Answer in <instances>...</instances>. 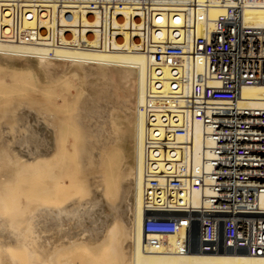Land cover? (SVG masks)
Wrapping results in <instances>:
<instances>
[{
    "label": "built area",
    "instance_id": "obj_1",
    "mask_svg": "<svg viewBox=\"0 0 264 264\" xmlns=\"http://www.w3.org/2000/svg\"><path fill=\"white\" fill-rule=\"evenodd\" d=\"M247 9L264 0H0V43L147 59L142 208L163 222L148 225L145 254L264 257V109L237 105L264 86V28L243 25Z\"/></svg>",
    "mask_w": 264,
    "mask_h": 264
},
{
    "label": "bare ground",
    "instance_id": "obj_2",
    "mask_svg": "<svg viewBox=\"0 0 264 264\" xmlns=\"http://www.w3.org/2000/svg\"><path fill=\"white\" fill-rule=\"evenodd\" d=\"M221 13H222V9L216 8V9L210 10L208 12V16L210 18H214ZM242 23L244 26L250 27V28H264V9H247V10H245L243 12V15H242ZM0 58H6L9 60H14V59L25 60V61L28 59L29 60H35L37 63V65H36L37 69L40 70L46 76V78L48 80L55 83L52 86L56 87L55 90H57V91H55V93L57 92V94L55 95L56 97L54 95H53V97H55L56 100L57 99L60 100V104L58 103L59 105L65 103L66 100H67V102L70 101L69 98L71 95V90L73 88L72 84L70 83V79L74 76L79 75L78 73L81 72L84 76H87L91 80L92 79L96 80L97 83H95L94 85H96L98 87V91H97V95L94 96L93 99L95 98V101H97V102H105L107 105L110 106L109 108H105L108 115L112 111L116 112L115 111L116 109L114 107L115 103H118V105L120 107L119 109H121V108L125 109L128 107H133V109H134L133 112H135V119L133 122L134 123V127H133L134 128V134L132 137L133 138L132 139L133 140V147L132 148L129 147L130 149H132V162H133V164L130 165V164L125 163L126 165L124 164L125 165L124 169H122V170L120 169L121 171H120L119 175L117 173V175H115L114 178L110 177L109 170L112 166V163L114 162V158L112 159V157H111V154L113 152H111V151L113 149L115 150L117 148L118 138H116V136H115L116 134L112 138H110V137L108 139L105 138L107 140L105 141V143L103 145L102 137L99 134V139L97 142H100V143L102 142V144L99 143L101 146L98 144H94V145L99 146L100 149L102 148V150H103V148H107V149H104V150H106V153L103 157L101 169L98 170V168L96 169L97 166L95 167V164H96L95 162H97L95 160H97L98 157H97V159L92 161V163L91 162L87 163L85 161L86 163L84 165L81 164V167L82 166L84 167V168H82L83 170H82L81 175L85 171V173L88 176L93 178L92 179L93 182L90 184V187H91V185H93V189L91 190L90 194L87 191V193L89 194V196H87V197H89L87 200L77 201L76 197H73L75 199H73V198L68 199V197H67L66 198L68 200L67 202L65 201L66 199L61 200L60 197H63L65 195V194H61V193L64 192L63 190H67L68 186L66 185L62 189L59 188V190H58V186L60 187L61 184L63 185V183L66 179V178L62 179V176H67V177L69 176L70 177V174H69L70 172H68L69 175L68 174L67 175H61L62 171L65 170L66 165H63L62 162H61V164H57V163L53 162L55 165H58L57 167H60L61 165L65 166L64 169L59 168L60 170L61 169H63V170H61V173H59L58 176H54V175H56L55 170H58V172L60 170L57 169V167L55 169L54 168L55 165H52L53 163H51V165L53 166V168L55 170H52L53 172L50 171L54 175L49 176V177H50V180H52L51 177L52 178L54 177L52 181H54V179L56 178V181H55V183H53L52 187L54 189L53 191H55L54 193H56V195L59 194L60 196L58 195L59 197H57L55 194L52 195L53 192L52 193L50 192V195L56 196L58 199L60 198V200L62 202H58L56 200V202H58V204L56 206L54 205L55 207L54 208L52 207V209L50 211L48 209L47 212H44L47 216L49 215L48 217H46V215L43 213V211L40 210V208H39V211H42V213L45 215V216L42 215L43 218L46 217V220H47V221H45L46 225H49L47 230H49V228H50L49 231L52 232V233H50V235H48V237L45 236L46 239L44 241L47 242V239L50 238L49 240H52V244L49 243L50 241H48V243H49L50 247H51V245H53V247H51V248L48 247L47 249L43 248L44 252H41V253H45V250L48 251L49 254L47 256L49 257V259H50L49 261L51 262V264H88V263L89 264H98L101 260L99 261L98 259L94 258L97 254L96 255L94 254V252L96 253V251H93L92 248H98L101 246L102 243H103L102 245L104 247L105 242H107V243H105V245H110V244H108V241H110L113 237H115L114 235H116V236L118 235V234H116V232L118 231L116 229L119 228L118 225L121 227V230H122L121 232H123L124 240L127 242L126 245L128 246V251H127L128 257L127 258H129V259H128L126 264H264V257L250 256L249 254H247L245 252L218 251V252L205 253V252H198L196 250H192L188 253L179 254L174 250L175 246H173L172 244L165 246L166 249H164L163 251H157V252H153L151 254H145L142 251L141 247H142L143 238L148 234L151 235V233H152V232L148 231V225L150 223L158 224V223L163 222V220H159V221L148 220L145 217V215H147V214L144 212V210L142 208V195H141L142 153H143V144H144V135H145V121L143 118V114L140 110V107L142 106V104L144 102V87H145V78H146V70H147V59L145 58V56L143 54L138 53V52H132V51H123V52H116V53H109V54H95V53H90V52H80V51H73V50H56L52 56H49L48 50L41 48V47L19 45V44L0 43ZM24 71H26V70H23L21 72H24ZM22 75H23V73H20V71L14 70L10 77L12 78V80L14 82L18 83V82H21L22 77H23ZM82 95H83V92H82ZM93 99H91V101L94 102ZM91 101H89V102H91ZM16 102H18V101H16ZM19 102H21V101L19 100ZM77 102H78V100H77ZM93 102H91V104ZM11 104L12 103H10L9 107L11 106ZM85 104H87V103H85ZM106 104H104V105H106ZM75 105H76V102H75ZM237 105L239 107H248L250 109H257V110L264 109V86L263 85H255V86L243 87L240 90L239 97L237 98ZM84 106L85 105H83L82 108H84L86 110V108ZM92 106H93V104H92ZM94 106L96 107V106H98V104H96ZM59 108H58V111H56V114L55 115L53 114V116L51 117V119L53 121H56V124L58 123L56 126L61 124L60 122H62L63 120L65 121V118H66V117L61 115V111ZM85 110L83 112H85ZM90 110H91V112H93L92 109H90ZM90 110L88 108V111H90ZM93 110H95V109L93 108ZM99 110H95L93 114H95L96 116L99 115V113H101ZM117 111H119V110H117ZM40 112H39V115L36 113L37 116H40V114H42V115L40 117H38V119L40 118L38 121L36 118V123H35L36 126L34 127V133H31L29 136H26V140H21V139L20 140L16 139V141L14 140L15 141L14 144L15 145L17 144L18 146L20 144V146L22 147L20 149L25 148L23 146H26V145L29 147L32 146L30 150H33V152L35 151L34 160L43 159L51 151L54 152V150H56L57 153H56V155L53 154L54 155L53 158L57 159L56 162H59V160L62 159V157H64L63 156L64 155L63 150H65L66 147L64 148L60 142L58 143V146H56V143L53 145V138H54V135H56L57 133L54 134L55 130H53L52 126H50V124L47 123V121H46L48 118V116H46L47 111L43 112V113H40ZM81 112L82 111H80V113H79L80 114L79 117H82L81 114H83V112L82 113ZM43 114H45V115H43ZM75 114H73V117ZM86 114H88V113H86ZM86 114L84 113L83 116H85ZM130 114L132 115L133 113H130ZM36 115H35V117H36ZM69 115L71 116V113ZM69 115H68V117H70ZM91 115H89L90 119L92 118L91 120H94L93 116L91 117ZM110 115H112V114H110ZM131 115H130V117H131ZM76 117L77 116H75V119H76ZM89 117H86V118H89ZM118 117H119V115H118ZM84 118H83V122L84 121L86 122V120H84ZM67 119L68 118H66V121L69 123V119L68 120ZM90 119H89V123L91 121ZM127 121H129V119ZM63 122H62V124H63ZM67 122H65V123H67ZM80 123H82V122H80ZM89 123H87V124L85 123L86 124L85 127L86 126L89 127ZM91 123H92V121H91ZM110 123H111V121H110ZM54 125H55V123H54ZM83 125H82V127H83ZM111 125H112V123H111ZM115 125H116V123H115ZM58 127H56V129H58ZM85 127L80 128V129H84V130H82L83 133H84V131L89 132V134L86 133L87 135L84 133L85 137L88 135L89 136L91 135L89 137L90 138L89 141H91L93 139L95 140L94 137L96 135L93 134L92 132H90V130H88V129H87L88 130L87 131ZM65 128H67V127H65ZM111 128H110L111 132H112V130L113 131L116 130V133L119 135V133H118L119 127H115L117 129H114V127L111 126ZM68 129H67V131H69ZM96 129H97V126H96ZM92 130H94L93 127H92ZM56 132H57V130H56ZM99 132H101V131H99ZM120 133H122V131ZM60 134H61V132H60ZM24 136L25 135H23V138H24ZM21 138H22V136H21ZM60 138H61V136H60ZM81 139H83V137H81ZM84 142H85V140H84ZM120 142H118V143H120ZM65 146H67V145H65ZM200 146H201V129L199 126H196L195 127V150H196V154L199 153ZM15 147L18 148L17 146H15ZM69 147H71V146H69ZM92 149H93V147H92ZM89 150H91V149H88V151ZM118 150H119V148H118ZM23 151L25 153V149ZM95 151H96V149H95ZM90 152H89V155H90L89 157H91V155L93 154V153L90 154ZM70 154H69V156H70ZM67 155H68V153H67ZM67 155H65V156L68 157V159L73 158L72 156H71L72 158H69V156H67ZM78 157L79 156H77V158ZM78 159H80V158H78ZM78 159H77V161H78ZM40 161L43 162V160H40ZM124 161H125V159H124ZM21 163H24V162L22 161ZM45 163H46V161H44L43 163L40 162L41 165L45 164ZM67 163L70 164L69 160ZM78 163H81V161H79ZM69 164H67V167H69ZM63 166H61V167H63ZM41 167H42V169L43 168L46 169L47 165L41 166ZM67 167H66V169L68 171V169H70V168H67ZM79 168H80V166H79ZM125 168H126V170H125ZM65 171H63V172H65ZM79 172H81V171H79ZM98 173L100 174V176H97ZM45 174H41V175H45ZM73 178H75V180H76V177L73 176ZM79 179H80V177H79ZM99 179L101 180V182L103 183L105 188H107V186L109 185V182H112L114 184L113 187H115V191H116L115 192L116 201L114 203L111 204L110 203L111 201L110 202L108 201L107 197H108V195H110V193L108 194V192H104V194L107 193V195H106L107 197H105L107 200H104L102 198V196H101L102 191L98 190V187H100ZM88 180H90V178ZM49 183H51V181ZM40 185H43V184L40 183ZM45 187H46V185L42 189L45 190ZM86 188H87V186L85 187V191H86ZM51 189L46 188V193L45 192L44 193L45 194H47V192L49 193V190H51ZM56 189L58 190V192ZM106 190L107 189H105V191ZM60 191H61V193H60ZM68 191H72V193H70V194H73L74 189L73 190L68 189ZM109 192H110V190H109ZM67 194H68V192L66 191V196H67ZM70 194H69V197H70ZM113 196H112V198H113ZM109 198L111 199V197H109ZM197 200H198L197 196H194L193 197L194 203H197ZM63 201H64V203H63ZM259 203H260V206L262 208H264V195L261 196ZM42 209H43V207H42ZM42 213H39V214H42ZM42 221H41V223H42ZM172 222H173V220L167 221L165 223H167V225H171ZM0 224L2 225L1 221H0ZM3 224L6 225V223H4V222H3ZM88 225L92 226L91 228L95 234V235H93L92 238L96 239L98 242L96 247H94L92 245L88 246L87 244L84 243L85 242L84 241L85 235L83 232L78 233L77 235L79 237H76L75 227L76 228H83L82 226L85 227ZM40 228H42V227H40ZM46 228H47V226H46ZM100 228H102L103 234H105L104 237L102 235H100L102 233H99V235L97 233V232L101 231ZM85 229H87V228H85ZM97 229H100V230H97ZM114 231H115V234H113ZM121 232H119V233H121ZM121 235H122V233H121ZM100 236H101V238H100ZM3 237H5V236H3ZM15 237H17L16 234H11L10 236L8 235V238H12L11 239L12 245L13 244H19L17 246H21V248H22V246H25L24 243L22 245V243L16 242L17 240ZM109 237H112V238L109 239ZM113 239H114L113 241H115V238H113ZM161 239H168V238L165 236H161ZM78 243L81 244V246L79 245V249H81L80 251H76L78 248V245L76 246V244H78ZM111 244H112V241H111ZM121 244H123V243H121ZM121 244H120V246H121ZM126 245H124V247H126ZM8 247L10 248L11 246H8ZM44 247H46V245H44ZM74 247L76 248L75 251H74V249H75ZM121 247H123V246H121ZM9 248H8V250H12L13 247L11 249H9ZM21 248L17 249L15 247L14 249L19 250ZM6 249L7 248L5 247V250ZM105 249L108 250L107 247ZM105 249H103V250H105ZM109 249H110V247H109ZM2 250L4 251L3 248H2ZM16 252L18 253V251H16ZM77 252H81L82 255H80L81 253L77 254ZM108 252H109V250H108ZM110 252L112 255L113 251H110ZM7 253L11 254L12 251H8ZM109 253L108 254L103 253V255H105L104 256L105 259L106 258L108 259L109 256H107V255H109ZM122 254L125 255V252L121 253V255ZM42 255H44V254H42ZM111 255H110V257H111ZM30 256H32V255H30ZM44 256H43V259L45 260L46 257L44 258ZM82 256H83L82 261L77 260L78 261L77 262L75 260V259H81ZM113 256H115V255L113 254ZM89 257L90 258L92 257L91 259L94 258L95 260L93 259V260L87 261V259H89ZM97 258H98V256H97ZM107 261L108 260H105V262H103V261L102 262L106 264ZM12 263L10 262V264H12ZM44 264H47V263L45 262Z\"/></svg>",
    "mask_w": 264,
    "mask_h": 264
},
{
    "label": "rangeland",
    "instance_id": "obj_3",
    "mask_svg": "<svg viewBox=\"0 0 264 264\" xmlns=\"http://www.w3.org/2000/svg\"><path fill=\"white\" fill-rule=\"evenodd\" d=\"M36 65H37V63L35 60H29L28 59L25 61V60H16V59L9 60L6 58H0V221L3 225L2 226L0 224V233H1L0 234V259H1L0 264H6V263L10 264V262L11 263L13 262L12 264H19V263L20 264H44L45 262L47 264H51V262L49 261L50 259L47 256L49 254L48 251L45 250V253H41V252H44L43 248L47 249L48 247L49 248L53 247V245H51V247L49 245V243L52 244V240H49L50 238L47 239V242L44 241L46 239V237H48V235H50V233H52L51 231H49L50 228H49V230H47L49 225H46L45 221H47L46 217H48L49 215L47 216L44 212H47L48 209L50 211L52 209V207L54 208L58 204V202H62L61 200L62 199L65 200L67 197H68V199L76 197L77 201H85L89 198L87 196H89V194L91 193V190L93 189V185H91V187H90V184L93 182V180H92L93 178L88 176L85 173V171L81 175L82 170H83L82 168H84L83 166L81 167V164L84 165L86 162L92 163V161H94L98 157V159L95 160V161H97V162H95L96 164L95 163L94 164H95V167L97 166L96 169L98 168V170H100L102 167L103 157L106 153V150H104V149H107V148H103V150H102V148L100 149L99 146H96L94 144L100 145L103 142V145H104L105 141L109 137L112 138L115 134H116L115 135L116 138H118L117 148L115 150L113 149L111 151V152H113L111 154V157H112V159L114 158V162L112 163V166L109 170L110 177L114 178V176L117 175V173L119 175L120 171L122 169H124L126 164H130V165L133 164V162H132V149H130L133 147V140H132L133 138L132 137L134 134V128H133L134 123L133 122L135 119V112H133L134 111L133 107H128L125 109L124 108L119 109L120 107H119L118 103H115L114 107L116 109L115 110L116 112L112 111L110 113L112 115H110V114L108 115L105 108H109L110 106L107 105L105 102H97V101H95V98L93 99V97L97 95V91H98V87L96 85H94L95 83H97L96 80L95 79L91 80L87 76H84L81 72L78 73L79 75L74 76L70 79V83L73 86V88L71 90V95L69 98L70 101L67 102V100H66L65 103L59 105L60 100L57 99L58 100L57 101L55 98L56 97L55 95L57 94V92L55 93V91H57V90H55L56 87L52 86L55 83L48 80L46 78V76L40 70L37 69ZM14 70H17V71H20V73H23V75H22L23 77H22L21 82L16 83L10 77ZM23 70H26V71L21 72ZM82 92H83L84 96L82 95ZM53 95L55 97H53ZM90 98L93 99L94 102L91 101ZM76 99L78 100V102ZM19 100L21 102H19ZM16 101H18V102H16ZM89 101L93 102L92 103L93 106H92L91 102H89ZM75 102H76V105H75ZM84 102L87 104H85ZM10 103H12V104L9 107ZM96 104H98V106L95 107L94 105H96ZM104 104H106V105H104ZM83 105H85L84 107L86 108V110L84 108H82ZM58 108L61 111V115L69 119V123H68L66 121V118H65V121L64 120H63L64 122L62 121L64 125L62 124V122H60L61 124L58 125L59 127L56 126L58 123L56 124V121H53L51 119L53 114L55 115L56 111H58ZM88 108H89V110L92 109L93 112H91V110L88 111ZM93 108L95 110L100 109L99 110L101 112V113H99L100 116L99 115L96 116L95 114H93L95 111V110H93ZM84 110H85V112H83ZM117 110H119V111H117ZM38 111L40 113L47 111L46 116H48V118L46 121H47V123L50 124V126H52L53 130H55L54 134L57 133L56 135H54L53 145L56 143V146H58V143L60 142L64 148L66 147L65 148L66 151L63 150L64 151V153H63L64 157H62V159L59 160L60 163L56 162L57 159L53 158L54 157L53 154L56 155V153H57L56 150H54L55 153L51 151L43 159L34 160L35 151L33 152V150H30L32 146L29 147L26 145V146H23L25 148L20 149V148H22L20 146V144H19V146L17 144L16 145L14 144L16 139L26 140V136H29L31 133H34V127L36 126L35 125L36 118L38 121L40 119V118L38 119V117H40L42 115V114H40V116H37L36 113ZM80 111L83 112V114H81L82 117H79ZM39 112L37 113L38 115H39ZM70 113H71V116L69 115ZM84 113L85 114L88 113L89 115L92 114L91 117L93 116L94 120H91L92 118L90 119L88 114L83 116ZM130 113H133V114L131 115ZM73 114H75L74 117H73ZM117 114L119 115V117ZM35 115H36V117H35ZM43 115H45V114H43ZM68 115L70 117H68ZM130 115H131V117H130ZM75 116H77L76 119H75ZM84 117L85 118L89 117V118L85 119ZM83 118H84V120H86V122L85 121L83 122ZM127 118L129 119V121H127L128 120ZM89 119L92 121V123H91V121L89 123ZM110 121H111L112 125H111ZM65 122H67V123H65ZM80 122H82L84 125ZM54 123H55V125H54ZM85 123L86 124L89 123V127L88 126L85 127V125H86ZM115 123H116V125H115ZM81 124L83 125V127ZM64 126L67 128H65ZM96 126H97V129H96ZM111 126L114 127V129H117L115 127H119L118 128L119 135L116 133V130H114V131L112 130L113 133L111 132V129H112ZM56 127H58L59 130L56 129ZM84 127L86 128V130L88 129V130H90V132H92L93 134L96 135L94 137L95 140L93 139L94 141L93 140H91L92 142L89 141V139H90L89 137L91 135L86 136L87 138L85 137V134L86 133L89 134V132L84 131V133H85L84 134L82 131L84 129H80V128H84ZM92 127L94 130H92ZM67 129L69 131H67ZM56 130H57V132H56ZM99 131H101V132H99ZM121 131H122V133H120ZM60 132H61V134H60ZM99 134L102 137L101 143L97 142L99 139ZM23 135H25L24 138H23ZM21 136L23 139L21 138ZM60 136H61V138H60ZM81 137H83V139H81ZM105 138H107V139H105ZM84 140H85V142H84ZM118 142H120V143H118ZM65 145H67V146H65ZM90 145L93 147V149ZM15 146H17L19 149L16 148ZM69 146H71V147H69ZM118 148L120 151L118 150ZM24 149H25V153L23 151ZM88 149H91V150L88 151ZM95 149H96V151H95ZM89 152H90V154L91 153L94 154L95 152L96 153L94 155L92 154L91 157H89L90 156ZM67 153H68V155H67ZM69 154H70V156H69ZM65 155L69 156V158H72V157L73 158L68 159V157H66ZM77 156H79L78 158H80V159H78ZM77 159H78V161H77ZM124 159H125V161H124ZM40 160H43V162L46 161L45 164L47 165L48 169L46 167H45L46 169H44V168L42 169L41 166H46V165L45 164L41 165L40 162L41 163H43V162ZM68 160H69L70 164L67 163ZM22 161L24 163H21ZM79 161H81V163H78ZM53 162L57 163V164H61V162H62V164L66 165V167H67V164H69V167H67V168H70V169H68V171H67L66 167L63 165H61L63 167H61L60 165H59L60 167H57L58 165H55ZM51 163H53L52 165H55L54 166L55 169H56V167H57V169H59V168L64 169V167H65L66 171L63 169H61V170L65 171L66 173L62 171L61 175H67L68 172H70L69 173L70 177L68 176L70 179L67 176H62V179H65V178L66 179H65L63 185L61 184L60 187L58 186V190H59V188L60 189L64 188V186H66V185L68 186V188L66 187L67 190H63L65 193L63 191H62L63 193H61V191H60L61 194H65L63 197H60L61 200H60V198L59 199L57 198L60 195L59 194L56 195V193H54L55 191H53L54 189L52 187L53 183H55V181H56V178L54 179V181H52L54 177L53 178L51 177L52 180H50V177H49V176L54 175L52 173L53 172L52 170H55L53 168V166L51 165ZM35 164L36 165L38 164V165L36 166ZM79 166L81 169L79 168ZM61 170L59 172H58V170H55L56 175H54V176H58V174L61 173ZM125 170H126V168H125ZM50 171H52V172H50ZM79 171H81V172H79ZM41 174H45V175H41ZM73 176L76 177V180H75V178H73ZM97 176H100V174L98 173ZM79 177H80V179H79ZM89 178L91 181L88 180ZM50 181H51V183H49ZM99 181H100V187H98V190L102 191L101 192L102 198L104 200L108 199L109 202L111 201L110 202L111 204L114 203L116 201V196H115L116 191H115V187H113L114 184L112 182H109V185L107 186V188H105L100 179H99ZM40 183H42L44 186L46 185L45 190L42 189L44 186L40 185ZM85 185L87 186L86 191H85V187H86ZM46 188L47 189L52 188V189L49 190V193L47 192V194H45ZM68 189L69 190L74 189L73 194H70V193H72V191H68ZM105 189H107V190L105 191ZM108 189L110 190V192ZM58 190H57V192H58ZM66 191L68 192L67 196H66ZM87 191L89 194L87 193ZM50 192L51 193L53 192L52 195L55 194L57 197L50 195ZM104 192H108V194L110 193V195H108V197H107L106 196L107 193L104 194ZM69 194H70V197H69ZM112 196H113V198H112ZM105 197H107V199ZM109 197H111L112 200ZM73 199H75V198H73ZM56 200L58 202H56ZM65 201L67 202L68 200L66 199ZM63 203H64V201H63ZM42 207H43V209H42ZM39 208L46 215V217H44L45 219L42 216L44 214L42 213V211H39ZM39 213H42V214H39ZM41 221L43 224L41 223ZM3 222L6 223V225L3 224ZM46 226H47V228H46ZM40 227H42L43 229ZM82 227L83 228H76L75 227L76 237H79L77 235L78 233L83 232L85 235L84 236V241H85L84 243L87 244L88 246L92 245V246L96 247L98 242L96 239L92 238L93 235H95L92 228H91L92 226L88 225V226H85V227L82 226ZM118 227L119 228H117L116 230L121 232L122 231L121 227L119 225H118ZM85 228H87V229H85ZM100 229H101V231H99L97 233H98V235H99V233H102L100 235H102L104 237L105 234H103L102 228H100ZM100 229H97V230H100ZM115 231L113 232V234H115ZM118 231L116 232V234H118V235L117 236L114 235L115 237H113V238H115V241H113L114 239L112 237H109V239L112 238L110 241H108V244H110V245H105V243H107V242L104 243V247L105 248L107 247L109 252L113 251L112 253L115 256H113V254L111 255V252L109 253L108 250H106L103 247V245H102L103 243L98 248H92L93 251H96V253L94 252V254L95 255L97 254L95 257L94 256L93 257L98 259L99 261L101 260L99 262L100 264L105 262V260H108L107 261L108 264H113V263L114 264H119V263L120 264L121 263L126 264L127 263L128 259H129V258H127L128 257V254H127L128 246L126 245L127 242L124 240L123 232H121L122 233V235H121V233H119ZM11 234H16L17 235V237H15L17 240L16 242L22 243V245L24 243L25 246H22V248H21V246H17L19 244H13L12 245V242H11L12 238H8V235L10 236ZM3 236H5V237H3ZM100 238H101V236H100ZM48 241H50V242L48 243ZM111 241H112V244L114 243L113 245L111 244ZM121 243H123V244H121ZM120 244L123 247H121ZM7 245L11 246V247L9 248ZM44 245H46V247H44ZM77 245H78V248L76 250V248L74 247L75 248L74 251L75 250L76 251L81 250V249H79V245L81 246V244L78 243V244H76V246ZM124 245H126V247H124ZM108 246L110 247V249ZM5 247L7 248L6 250H5ZM15 247L17 249L21 248L22 250L21 249L16 250V249H14ZM2 248L4 249V251L2 250ZM8 248L9 249L12 248V250H8ZM103 249H105V250H103ZM8 251H12V253L9 254V253H7ZM16 251H18V253ZM81 252H77V254L81 253ZM124 252H125V255L122 254L123 255L122 256L121 253H124ZM103 253H105V254L109 253V255H107V256H109L108 259L107 258L105 259V257H104L105 255H103ZM42 254H44L45 256ZM30 255H32V256H30ZM80 255H82V253ZM110 255H111V257H110ZM43 256H44V258L46 257L45 260L43 259ZM97 256H98V258H97ZM82 258H83V256L81 257V259H75V260L76 261L77 260L82 261L83 260ZM91 258L89 257V259H87V261L94 259V258L93 259H91ZM103 264H105V263H103Z\"/></svg>",
    "mask_w": 264,
    "mask_h": 264
},
{
    "label": "clouds",
    "instance_id": "obj_4",
    "mask_svg": "<svg viewBox=\"0 0 264 264\" xmlns=\"http://www.w3.org/2000/svg\"><path fill=\"white\" fill-rule=\"evenodd\" d=\"M145 217H146L147 219H149V216H148V215H145Z\"/></svg>",
    "mask_w": 264,
    "mask_h": 264
}]
</instances>
